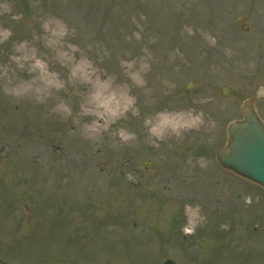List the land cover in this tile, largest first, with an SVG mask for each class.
<instances>
[{"label": "rangeland", "instance_id": "obj_1", "mask_svg": "<svg viewBox=\"0 0 264 264\" xmlns=\"http://www.w3.org/2000/svg\"><path fill=\"white\" fill-rule=\"evenodd\" d=\"M256 94L264 0H0V264H264Z\"/></svg>", "mask_w": 264, "mask_h": 264}, {"label": "water", "instance_id": "obj_2", "mask_svg": "<svg viewBox=\"0 0 264 264\" xmlns=\"http://www.w3.org/2000/svg\"><path fill=\"white\" fill-rule=\"evenodd\" d=\"M225 93H229L227 87ZM244 118L228 124V142L217 152L222 166L264 187V122L257 114L255 97L242 105ZM163 264H177L168 259Z\"/></svg>", "mask_w": 264, "mask_h": 264}, {"label": "bare ground", "instance_id": "obj_3", "mask_svg": "<svg viewBox=\"0 0 264 264\" xmlns=\"http://www.w3.org/2000/svg\"><path fill=\"white\" fill-rule=\"evenodd\" d=\"M106 102H107V101H106ZM167 120H168V119H166V117H164L163 121H167ZM162 127L165 128V129L167 128V126H165L164 123H163Z\"/></svg>", "mask_w": 264, "mask_h": 264}]
</instances>
